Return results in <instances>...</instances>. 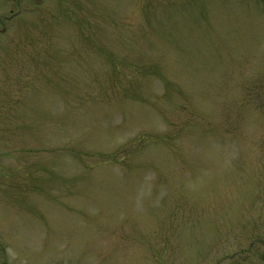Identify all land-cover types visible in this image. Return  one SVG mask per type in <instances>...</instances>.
I'll use <instances>...</instances> for the list:
<instances>
[{"label": "rangeland", "instance_id": "1", "mask_svg": "<svg viewBox=\"0 0 264 264\" xmlns=\"http://www.w3.org/2000/svg\"><path fill=\"white\" fill-rule=\"evenodd\" d=\"M0 264H264V0H0Z\"/></svg>", "mask_w": 264, "mask_h": 264}]
</instances>
